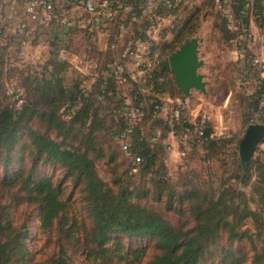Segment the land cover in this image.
Returning a JSON list of instances; mask_svg holds the SVG:
<instances>
[{
  "label": "trees",
  "instance_id": "trees-1",
  "mask_svg": "<svg viewBox=\"0 0 264 264\" xmlns=\"http://www.w3.org/2000/svg\"><path fill=\"white\" fill-rule=\"evenodd\" d=\"M49 1L56 14L60 9L83 7L81 0ZM107 1L108 7L103 10L119 9L126 15L118 25V35L131 31L132 39L146 43V32L154 27L156 16L170 15L185 0H157L150 12V0ZM211 1L218 8L214 27L221 37L237 41L246 50L252 20L259 28L264 27V0H254L253 5L249 0L220 4ZM17 2L20 4L21 0ZM100 7L98 4L97 10ZM201 13L199 6L190 11L181 25L172 29L173 37L159 47L163 57L151 56L153 65L145 59L138 67L149 71L148 94L117 60L129 57L138 46L123 49L114 57L118 44L113 40L105 50L100 49L101 59H95L90 86L75 80L67 82L66 60L53 56L49 61L51 69L43 73L28 70L21 85L17 84L24 89L23 105L0 101V264H34L28 221H15V213L22 205L37 213L42 233L56 234L57 251L41 264H74L65 242L75 237L79 229L84 232V254L92 261L143 264L150 245L155 251L144 264H264V155L244 162L236 151L234 169L217 186L189 179L179 191L166 177V134H179L183 127L195 124L183 117L170 125L161 115L163 103L157 94L180 91L170 69L169 55L196 33ZM88 14L94 17L97 11ZM12 42L18 46L12 36L0 39V89L8 57L4 50ZM247 65L246 69H250L251 64ZM127 79L131 82V100L122 94ZM253 94L257 96L253 112L264 123V106L260 105L264 78ZM137 106L144 115L132 120L128 113ZM35 119L43 129L33 124ZM150 121L154 123L149 125ZM156 123L163 125L161 134ZM130 124L134 131L129 137V148L132 155L140 158L137 172L132 171L133 159L118 140ZM212 132L205 125L201 140L190 148L202 143L209 154L221 151L227 140L211 137ZM24 138L27 141L23 142ZM104 145L108 146V154ZM119 150L127 154V166L122 171ZM20 155L14 171L12 167ZM104 157L114 163L110 181L101 177L96 164ZM41 165L61 168L64 182L70 179L75 184L83 221L71 223V203L64 197L62 180L55 182L40 171ZM246 186L251 187L250 194L242 189ZM152 198L186 220L174 225L150 203ZM246 220H252L254 228H244ZM137 241L147 244L136 247Z\"/></svg>",
  "mask_w": 264,
  "mask_h": 264
},
{
  "label": "rangeland",
  "instance_id": "rangeland-1",
  "mask_svg": "<svg viewBox=\"0 0 264 264\" xmlns=\"http://www.w3.org/2000/svg\"><path fill=\"white\" fill-rule=\"evenodd\" d=\"M6 1L8 3L9 0ZM197 6L201 7L202 13L199 27L192 37L196 36L199 39V56L204 60L200 72L205 74V79L208 82L207 92L202 93L194 89L191 95L187 97L181 89L180 91L173 89L174 91L171 90L173 93L167 91L164 94H157L163 103L161 115L164 117L163 119H168L176 107V102L180 99L184 101L187 99L185 117L188 122L192 124L203 122L205 125H209L213 130L212 137L225 138L227 144L221 151L209 154L201 143L196 147L189 148L185 156H180L177 151L178 155L172 157V151L168 149L170 143L166 141L170 133L168 132L165 137L166 155L163 163L166 166L167 179L179 191L183 189L184 182L189 179L198 183L204 182L208 185L217 186L222 178L235 167V153L238 151L239 154V143L245 134L247 125L261 122L258 115L253 112V102L257 100V96L253 94L256 85L253 81L245 83L243 74L246 68L249 67L247 64H249L252 56L261 57V47H264V27L259 28L252 20L251 34L247 39L246 50L239 47L235 40L225 41L214 27L218 8L211 0H187V3L183 1L179 8L170 15L156 17L154 27L146 32V43L141 42L140 39H132L133 33L131 31H122L118 35V25L122 22L121 20L126 19V15L120 13L119 9L103 10L100 7L94 17L81 6L71 7L69 10L60 9L54 24L38 34L35 33L29 47L21 50L17 44L15 45L12 42L4 50L9 54V66L4 67L3 65L4 84L0 89V101L4 104L10 103L6 99L7 82L22 83L23 76L28 70L37 71L38 73L46 72V69H51L49 61L53 56L66 60L65 76L67 82L75 80L80 81L82 86H90L94 81L92 76V67L95 66L94 61L98 57L101 59L100 49L105 50L113 40L115 42L112 43L118 44L115 52L113 51L114 57L118 56L121 50L124 49L125 51L128 47L136 44L141 49L143 57L145 56L144 58L150 64L152 62L151 56L153 58L163 57L159 47L164 41H169L173 37L172 29L181 25L189 12ZM8 9V4L0 5V11L4 17L9 15ZM17 11L15 22L26 18L20 7L17 8ZM108 12H111V14ZM72 25L74 26L69 30L68 27ZM3 43L5 42L3 41ZM0 50H2L1 45ZM103 58L104 56L102 60ZM117 60L121 65L124 64L127 71L132 75V79L140 84L142 92L148 94L150 92L149 71L136 68L134 58L131 56L124 58V60H119V58ZM151 65L153 64L151 63ZM262 77H264V74H262ZM128 81L127 79L122 94L128 96V99L131 100V82ZM64 109L62 108L60 112L63 113ZM151 123L154 122L150 121L149 125ZM33 124L43 129V125L37 122L36 119ZM156 126H158V133L161 134L163 125L156 123ZM106 138L108 137L106 136ZM24 141H27V139L24 138ZM104 147L108 154V146L104 145ZM119 152L118 163L122 171L127 166V154L120 150ZM26 153L27 151L24 154ZM259 154L264 155V143L262 142L258 146L255 157ZM21 155L12 167L14 171L17 169ZM26 162L28 164V160ZM96 164L101 177L106 181H110L113 176L114 163H109L107 157H104L98 159ZM40 171L51 176L55 182L62 180L64 197L71 203L69 211V217L72 219L71 223L73 220L78 223L83 221L84 212L78 201V191L70 179L64 182V171L51 165L48 167L41 165ZM137 179L134 178L135 181ZM242 189L250 194V186L242 187ZM151 200L150 203L163 212L174 225H180L186 220V217H181L176 212L167 210L164 204L155 202L154 198ZM25 220L28 221L31 233L29 244L33 251L32 262L41 264L56 253V234L42 233L37 213L31 207L22 205L15 213V221L20 224ZM244 228H254L252 220H246ZM83 233V230L79 229L76 231L75 237H71L69 241L65 242L66 250L73 263L111 264L106 261H92L86 258ZM146 244V242L137 241L134 246H146ZM154 251L155 249L152 246L147 245V253L143 264L152 256Z\"/></svg>",
  "mask_w": 264,
  "mask_h": 264
},
{
  "label": "built area",
  "instance_id": "built-area-1",
  "mask_svg": "<svg viewBox=\"0 0 264 264\" xmlns=\"http://www.w3.org/2000/svg\"><path fill=\"white\" fill-rule=\"evenodd\" d=\"M83 2V8L88 13H95L97 11L98 4L101 7H108V1L104 0L101 3H98L99 0H81ZM221 1L228 2L230 0H216L217 4H220ZM254 0H249L250 4L253 5ZM9 5V15L3 16L0 11V39H4L7 36H12L18 42V48L23 50L31 45V40L35 33H40L43 29L49 28L52 22L55 21L57 14L55 13L54 5L49 0H21V3L18 4L17 0L12 1L11 3H6V1L1 0L0 5ZM25 14V19H22L18 22H15L14 19L18 14L17 8ZM31 23V24H30ZM40 27V28H39ZM11 32V33H10ZM129 55L134 58L135 65L140 67L145 58L139 47L135 50L130 51ZM8 59L4 63V67H8ZM251 64L250 69H246L243 74V80L245 83L253 81L254 84L259 85L262 74H264V60L258 56H252L249 60ZM95 67V66H94ZM6 96L7 100L15 104L16 106H21L25 102V93L24 89L17 85V83L6 84ZM260 105L264 106V98L260 100ZM187 103L184 100H178L176 102V107L170 114V117L167 119L169 124H174L181 121L185 117V109ZM132 120L140 119L143 117L144 113L140 107H133L128 113ZM205 124L200 122L195 124V126H186L183 127L182 131L179 134H175L178 137V153L180 156H185L188 149L194 144L198 143L201 140V137L204 135ZM134 126L130 124L122 133L119 134L118 140L121 143V148L133 159L132 171L137 172V163L140 161L138 156L132 155L129 148V137L133 133ZM212 137V134H211ZM168 149L172 151V145H168Z\"/></svg>",
  "mask_w": 264,
  "mask_h": 264
},
{
  "label": "water",
  "instance_id": "water-1",
  "mask_svg": "<svg viewBox=\"0 0 264 264\" xmlns=\"http://www.w3.org/2000/svg\"><path fill=\"white\" fill-rule=\"evenodd\" d=\"M170 69L174 73L176 83L182 92L189 97L192 90L207 92L205 74L200 72L204 60L199 56V39L194 36L183 43L169 55ZM187 101V99H186ZM264 139V123H249L239 143V155L242 161H251Z\"/></svg>",
  "mask_w": 264,
  "mask_h": 264
},
{
  "label": "crops",
  "instance_id": "crops-1",
  "mask_svg": "<svg viewBox=\"0 0 264 264\" xmlns=\"http://www.w3.org/2000/svg\"><path fill=\"white\" fill-rule=\"evenodd\" d=\"M160 1V0H158ZM157 0H150L149 5L147 6V12H150L152 9H154L155 5H157ZM185 3H187V0L184 1ZM157 18L159 16H156ZM160 18V17H159ZM261 58L264 60V47H261ZM137 68V66H136ZM166 141L168 143H170V145H172L173 149H172V157H175L178 155L177 151H178V137L177 135L171 131L168 135V137L166 138Z\"/></svg>",
  "mask_w": 264,
  "mask_h": 264
}]
</instances>
